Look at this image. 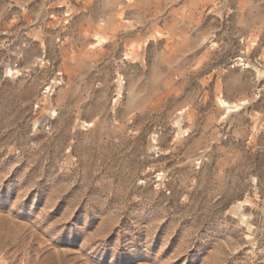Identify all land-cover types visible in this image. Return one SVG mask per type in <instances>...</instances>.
Instances as JSON below:
<instances>
[{
    "label": "rangeland",
    "instance_id": "1",
    "mask_svg": "<svg viewBox=\"0 0 264 264\" xmlns=\"http://www.w3.org/2000/svg\"><path fill=\"white\" fill-rule=\"evenodd\" d=\"M0 264H264V0H0Z\"/></svg>",
    "mask_w": 264,
    "mask_h": 264
}]
</instances>
